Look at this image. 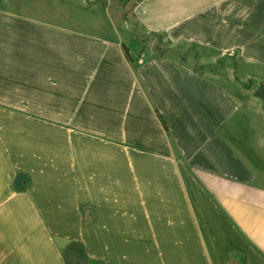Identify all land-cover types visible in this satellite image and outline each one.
<instances>
[{
    "label": "crops",
    "instance_id": "0c3cea01",
    "mask_svg": "<svg viewBox=\"0 0 264 264\" xmlns=\"http://www.w3.org/2000/svg\"><path fill=\"white\" fill-rule=\"evenodd\" d=\"M89 262L264 264V0H0V264Z\"/></svg>",
    "mask_w": 264,
    "mask_h": 264
},
{
    "label": "trees",
    "instance_id": "16d2710c",
    "mask_svg": "<svg viewBox=\"0 0 264 264\" xmlns=\"http://www.w3.org/2000/svg\"><path fill=\"white\" fill-rule=\"evenodd\" d=\"M125 56H126L127 59H129V55H128V52H127L126 49H125ZM157 117H158L159 121L161 122V125L163 126V128H164L165 130H167V128H166V124H165V122H164L162 116H160V115L157 113Z\"/></svg>",
    "mask_w": 264,
    "mask_h": 264
},
{
    "label": "rangeland",
    "instance_id": "374dc122",
    "mask_svg": "<svg viewBox=\"0 0 264 264\" xmlns=\"http://www.w3.org/2000/svg\"><path fill=\"white\" fill-rule=\"evenodd\" d=\"M122 1V0H121ZM104 7V6H103ZM89 264H97V263H93V262H89Z\"/></svg>",
    "mask_w": 264,
    "mask_h": 264
}]
</instances>
